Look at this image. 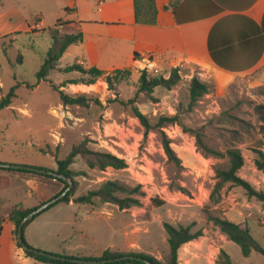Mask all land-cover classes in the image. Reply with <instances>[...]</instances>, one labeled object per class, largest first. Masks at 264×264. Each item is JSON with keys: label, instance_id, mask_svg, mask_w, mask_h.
Here are the masks:
<instances>
[{"label": "rangeland", "instance_id": "obj_1", "mask_svg": "<svg viewBox=\"0 0 264 264\" xmlns=\"http://www.w3.org/2000/svg\"><path fill=\"white\" fill-rule=\"evenodd\" d=\"M68 1H75L78 14L67 7ZM98 1L0 0V97L18 83L12 104L27 102L29 106V115L0 110V160L52 169L57 166L55 155L64 158L73 144L89 137L90 148L110 151L124 158L127 166L99 170L89 168L77 157L70 168L85 171L86 175L75 176L77 186L73 197L110 179L127 187L141 184V204L119 209L115 204L98 199L91 204L57 202L25 226L26 242L41 250L59 252L56 254L78 250L97 256L107 248H122L123 243L132 238L167 264L169 244L163 222L174 226L191 224L192 231L200 228L210 243L213 240L221 244L233 264H264V256L255 250L243 256L240 246L213 227L204 211L207 208L211 214L247 225L253 237L264 246V202L229 183L220 189L218 202L210 201L209 194L218 180L215 169L227 168L228 158L205 156L190 131L204 125V143L225 151L230 145V130L235 126L228 122L229 117H222L223 113L249 120L257 127L252 103L264 102V64L222 85L199 73L194 65L180 67L181 79L177 85L171 89L156 87L152 98L138 95L136 106L147 117L149 127L140 122L129 105L113 99L118 97L125 101L134 95L143 68L152 75H167L170 66L165 62L161 67L151 61L137 62L138 66L128 68L130 75L116 85L115 91L108 89L102 78L92 84L68 83L60 87L64 92L83 93L91 100L87 106L63 104L51 83L60 84L80 77L76 71L61 70L76 63L72 47L64 51L57 63L59 68L49 73L48 81L28 87L27 84L36 81L35 73L51 46L54 30L58 35L80 31L75 21L97 15ZM80 10L84 12L80 14ZM193 75L207 82L210 91L189 108L188 86ZM175 114L178 115L176 120L159 124L160 117ZM163 133L170 139L180 166L165 154ZM233 144L243 155L238 175L264 192V173L254 165V148L264 151V138L256 128ZM153 198L164 203L157 204ZM3 222L0 264H23L15 255V251L21 254L22 248L9 240L13 224L5 218ZM131 224L140 230L125 236L124 231H129ZM215 257L214 252L204 253L189 264H207Z\"/></svg>", "mask_w": 264, "mask_h": 264}, {"label": "crops", "instance_id": "obj_2", "mask_svg": "<svg viewBox=\"0 0 264 264\" xmlns=\"http://www.w3.org/2000/svg\"><path fill=\"white\" fill-rule=\"evenodd\" d=\"M155 2L157 21L149 25L135 23L133 0H99L97 15L75 21L82 33V40L69 45L66 50L73 47L74 62L106 71L138 66L137 62L145 61L160 67L165 62L170 68L194 65L199 73L212 77L219 85L264 64V0ZM67 7L78 14L75 1H68ZM80 11V14L84 12ZM28 107L27 102L17 106L11 102L0 110L10 109L29 115ZM60 187L58 181L43 175L0 170V230L4 226V218L13 224L8 217L13 208H33L53 197ZM13 229L14 224L9 240L16 245ZM139 230L140 227L131 224L130 230H125L124 234L130 236ZM207 241V235L203 233L183 244L178 250V264H189L204 253L214 252V256L217 255L221 244ZM121 247L107 249L155 256L132 238H128ZM60 253L93 256L78 250ZM15 255L23 264H41L25 256L23 249L21 254L15 251ZM214 263V258L207 261V264Z\"/></svg>", "mask_w": 264, "mask_h": 264}, {"label": "trees", "instance_id": "obj_3", "mask_svg": "<svg viewBox=\"0 0 264 264\" xmlns=\"http://www.w3.org/2000/svg\"><path fill=\"white\" fill-rule=\"evenodd\" d=\"M133 9H134V21L135 23L140 24H155L157 21V6L155 0H133ZM82 40V33L78 31L76 33H65L63 35H58V32L54 30L51 38V46L49 47L44 60L35 73L36 81L33 84H27L28 87H33L39 84L40 81H48L49 73L54 70L58 69L57 63L66 50V48L71 44H76L81 42ZM136 54V53H134ZM64 72L76 71L80 73V77L77 79H68L63 81L60 84L51 83V87L54 91L58 93L59 99L63 104H77L82 106H87L89 101L91 100L90 97H87L85 94H69L64 92L60 87L64 86L68 83H82V84H92L98 78H102L106 83L108 89L115 91L116 85L126 79L128 75H130V69L128 68H116L110 71H106L100 69L96 66H86L83 63H71L61 68ZM181 68L179 66L171 67L168 71L167 75L162 73L152 75L148 72L147 68H143L140 71V75L137 80L136 90L134 95L127 100L118 99L115 97L114 101H119L124 105H129L133 110L135 116L138 117L140 122L149 127V121L145 114L141 113V111L136 106V101L138 95L144 94L147 97L152 98V93L154 89L158 86H161L165 89H171L173 86L177 85L181 79L180 74ZM18 87V83L11 86L7 93L0 97V109L10 105L12 99L15 97L16 88ZM210 86L207 82L200 79L197 75H193L190 78L189 86H188V107L192 108L197 101L205 94L209 93ZM98 102L99 100L96 99ZM250 104L252 101H249ZM252 109L256 116L257 120V127L256 125L252 124L249 120L240 118L238 116H232L227 113H223V116L229 117V123L233 126L230 130L231 133V140L230 145L225 149V151H220L214 148H211L203 141V134H204V125L198 127L197 129H191L195 136V142L198 148H200L201 152L205 156H215V157H224L227 156L228 158V166L227 168H220L217 167L215 169V174L218 180L214 184L210 194L209 199L212 202H218L219 199V191L224 186L225 183H229L233 186H240L245 190V193L249 197H256L257 199L264 202V192L256 190L248 181L243 179L238 175L239 169L243 165V155L239 148L234 146L233 142L240 141L244 134L250 135L254 129L257 128V132L261 134V137L264 138V102L263 103H252ZM178 117L177 114L170 116V117H160L159 124L163 121H173L176 120ZM222 120V118H221ZM91 139L89 137L82 138L79 142L73 144L68 152V154L64 158H58L55 155V162L57 164L56 170L59 173H63L66 176L70 177L73 181V187L67 191V193L60 198L55 203L49 205L44 210L50 208L57 202H76L78 204H91L94 202L95 199H98L102 202H108L117 205L119 209H128L131 206H138L141 204L139 195L143 194L141 190V184H136L133 187H127L123 184L115 180H105L102 182L97 188L89 189L86 193L81 194L77 197H73V193L77 186V182L75 181V176L83 175L85 176V171H74L70 168V165L74 162L77 157H80L82 161L89 167V168H97L99 170H103L106 167H112L115 169L124 168L127 166V163L124 158L117 156L116 154L105 151V150H96L92 149L88 146V142ZM162 145L169 160L174 161L176 165L180 166V159L176 155L175 151L170 145V139L163 133L162 135ZM254 165L255 167L264 173V151L261 148H254ZM0 170H11V171H22L33 173L37 175H43L48 178H53L61 184L59 191L55 194H59L62 190H64L67 186V183L57 177L48 174L36 173L33 171L26 170L25 168L22 169H15V168H4L0 167ZM180 190H184L183 187H178ZM54 195V196H55ZM157 204H163L164 200H160L157 198L152 199ZM36 207V206H35ZM33 207V208H35ZM33 208H21L15 207L13 208L8 217L14 224L13 235L15 239V243L17 247L21 248V245L17 242L16 239V230L17 225L28 212H30ZM42 210L41 212H43ZM206 212L207 220L212 224L213 227L217 228L220 233L225 235L226 238L234 241L236 244L240 246L241 252L243 256H248L252 250H255L261 253L264 256V246H261L259 242L253 237L247 225L242 226L241 223H236L230 219L225 217L214 215L209 212L206 208L204 209ZM41 212L35 214L33 216L36 217ZM32 218V219H33ZM31 219V220H32ZM27 221L23 226V233L22 237L24 242L29 245L25 238H24V228L25 226L31 221ZM163 227L167 233V241L169 244V256L167 259V264H178V250L180 247L187 243L188 241L197 239L198 237L202 236L203 231L202 229H197L195 231L191 230L192 225H179L174 226L169 222H163ZM35 248V247H34ZM41 250V249H40ZM45 251V250H44ZM24 255L32 258L35 262L41 264H79L71 262L67 259H54L50 258L45 255L36 254L30 251L23 250ZM49 252V251H46ZM53 253V252H50ZM56 254V253H54ZM130 254L135 257H140L142 259H146L153 264H163L159 259L154 257L149 253L144 252H120V251H112L110 249H105L102 253L98 256H74V255H66V254H58L68 257H79L85 259H110L109 261L101 264H147L142 260H138L137 258H127V259H120L116 260V257ZM215 263L217 264H233L231 261L230 256L228 253L223 249L220 248L219 252L215 257Z\"/></svg>", "mask_w": 264, "mask_h": 264}, {"label": "water", "instance_id": "obj_4", "mask_svg": "<svg viewBox=\"0 0 264 264\" xmlns=\"http://www.w3.org/2000/svg\"><path fill=\"white\" fill-rule=\"evenodd\" d=\"M0 167L15 168V169L25 168L26 170L33 171L36 173L52 175L54 177H57V178L64 180L67 183V186L64 190H62L59 194H57V195L51 197L50 199H48V200L40 203L39 205H37L30 212H28L25 216H23L22 219L20 220V222L18 223L17 230H16V239H17V242L21 245V248L23 250L30 251V252L40 254V255H45V256H48V257L54 258V259H62V260L67 259L71 262L79 263V264H101V263H105V262L110 260V259H85V258H79V257H68V258H66V257L58 255V254L46 252L44 250H40L38 248L28 246L24 242L23 237H22L24 224L27 221L31 220L35 214L41 212L46 207L55 203L60 198H62L67 193V191H69L73 187V181L70 177L66 176L63 173H59L54 169H45V168H38V167H34V166H27V165H21V164H10V163H3V162H0ZM127 258H137L138 260H142L147 264H153L152 262H150L146 259H142L140 257H135V256L130 255V254H125V255L116 257L115 259L120 260V259H127Z\"/></svg>", "mask_w": 264, "mask_h": 264}]
</instances>
